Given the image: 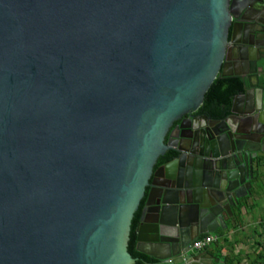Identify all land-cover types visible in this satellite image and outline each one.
I'll use <instances>...</instances> for the list:
<instances>
[{
    "label": "water",
    "instance_id": "water-1",
    "mask_svg": "<svg viewBox=\"0 0 264 264\" xmlns=\"http://www.w3.org/2000/svg\"><path fill=\"white\" fill-rule=\"evenodd\" d=\"M260 60L264 0H0V264H134L144 197L142 264H222L190 244L251 194Z\"/></svg>",
    "mask_w": 264,
    "mask_h": 264
},
{
    "label": "trees",
    "instance_id": "trees-1",
    "mask_svg": "<svg viewBox=\"0 0 264 264\" xmlns=\"http://www.w3.org/2000/svg\"><path fill=\"white\" fill-rule=\"evenodd\" d=\"M260 64L262 65V72L259 75L258 86L264 91V60H261ZM246 85V80L239 76H217L205 93L202 104L196 114L202 113L214 120L225 119L229 115V110L234 96L242 94ZM168 136H166L165 142H167ZM174 155H176L174 151H167L163 156L157 159L154 170L167 163ZM251 184L252 188L250 196L240 199L238 204L231 208L232 216L226 219V228L219 229L213 234L217 237L214 247H216L218 251L219 260L222 264H264V254L261 255L256 248L250 254L245 253L244 250L236 251V246L243 244V239H235L234 241H231L227 236L230 232L235 234L239 228L243 229V210H253L254 206L249 204L250 198H259L261 192H264V155L254 159L253 178ZM147 192L148 189H146V194ZM145 201L146 197L141 200L138 210L134 213L130 226V240L128 242L127 251L131 257L135 259L134 264H142V260L146 259L144 255L136 252L135 250V230L140 219L141 211L145 205ZM259 224L264 231L263 218H261ZM203 236L204 235H201L199 238H202ZM255 244L260 247L261 250H264L262 242L258 243L256 240ZM223 251H225V254H222Z\"/></svg>",
    "mask_w": 264,
    "mask_h": 264
},
{
    "label": "crops",
    "instance_id": "crops-1",
    "mask_svg": "<svg viewBox=\"0 0 264 264\" xmlns=\"http://www.w3.org/2000/svg\"><path fill=\"white\" fill-rule=\"evenodd\" d=\"M258 65L262 67L260 62ZM262 195L264 197V192H261L260 198H255V197L250 198L249 204H251V206H254L253 210H247V211L245 209L243 210L242 213L243 229L239 228L235 234H233V232H230L227 235L228 239L231 241H234L235 239L237 240L243 239V244L236 246L235 248L236 251L244 250L245 253L250 254L256 248L261 255L264 254V250H261L260 247H258L255 244L256 240L258 241V243L262 242L264 249V231L259 224L261 218L264 219V199L260 204V201L262 200ZM261 212L263 213V215H260ZM208 234H213V233H208ZM214 243L211 244L209 247H207L205 251H193L192 254L200 256L202 254L209 253L211 256L219 260L218 251L216 247H214ZM222 254H225V251H223Z\"/></svg>",
    "mask_w": 264,
    "mask_h": 264
},
{
    "label": "built area",
    "instance_id": "built-area-1",
    "mask_svg": "<svg viewBox=\"0 0 264 264\" xmlns=\"http://www.w3.org/2000/svg\"><path fill=\"white\" fill-rule=\"evenodd\" d=\"M217 240V237L213 234H204L202 238L194 239L190 244L192 251H205L207 247L213 244Z\"/></svg>",
    "mask_w": 264,
    "mask_h": 264
},
{
    "label": "flooded vegetation",
    "instance_id": "flooded-vegetation-1",
    "mask_svg": "<svg viewBox=\"0 0 264 264\" xmlns=\"http://www.w3.org/2000/svg\"><path fill=\"white\" fill-rule=\"evenodd\" d=\"M196 115H205V114H202V113H201V114H198V113H197ZM205 116H206V115H205ZM207 117H208V116H207ZM208 118H209V119H212V118H210V117H208ZM178 123H179V122H176V123L173 124V126H172V128H171V132H172V130L174 129V127H175ZM171 132H170V133H171ZM185 133H186V132H184V134H185ZM205 250H206V249H205Z\"/></svg>",
    "mask_w": 264,
    "mask_h": 264
},
{
    "label": "rangeland",
    "instance_id": "rangeland-1",
    "mask_svg": "<svg viewBox=\"0 0 264 264\" xmlns=\"http://www.w3.org/2000/svg\"><path fill=\"white\" fill-rule=\"evenodd\" d=\"M259 198H260V197H259ZM263 199H264V197H263V195H262V200L260 201V204H261V202L263 201ZM260 204H259V205H260ZM260 206H261V205H260ZM260 206H259V207H260ZM260 215H263V213L261 212Z\"/></svg>",
    "mask_w": 264,
    "mask_h": 264
}]
</instances>
